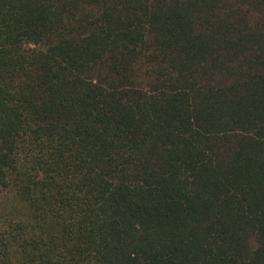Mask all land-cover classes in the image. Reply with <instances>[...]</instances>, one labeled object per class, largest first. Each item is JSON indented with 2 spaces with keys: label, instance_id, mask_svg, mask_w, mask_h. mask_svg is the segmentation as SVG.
<instances>
[{
  "label": "trees",
  "instance_id": "trees-1",
  "mask_svg": "<svg viewBox=\"0 0 264 264\" xmlns=\"http://www.w3.org/2000/svg\"><path fill=\"white\" fill-rule=\"evenodd\" d=\"M0 264H264V0H0Z\"/></svg>",
  "mask_w": 264,
  "mask_h": 264
}]
</instances>
